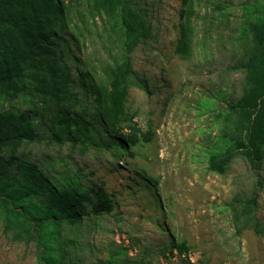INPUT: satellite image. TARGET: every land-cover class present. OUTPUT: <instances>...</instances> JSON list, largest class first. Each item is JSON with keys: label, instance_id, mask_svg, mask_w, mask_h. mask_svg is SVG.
Returning a JSON list of instances; mask_svg holds the SVG:
<instances>
[{"label": "rangeland", "instance_id": "obj_1", "mask_svg": "<svg viewBox=\"0 0 264 264\" xmlns=\"http://www.w3.org/2000/svg\"><path fill=\"white\" fill-rule=\"evenodd\" d=\"M135 1L153 27V36L131 54L150 93L132 86L127 106L137 126L154 130L153 139L132 145V155L106 147L112 141L103 127L95 132L102 147L60 143L49 134L23 144L12 173L32 163L57 185L88 192L103 187L114 210L63 222L61 231L51 225L40 246L13 241L0 218V264H264V231L253 224L239 230L238 219L257 188L253 215L264 228V154L259 169L244 156L223 174L208 169L209 154L231 146L216 114L242 95L246 73L234 68L241 59L236 41L264 0H196L188 59L175 53L182 0ZM211 2L224 8L214 11ZM91 30L83 55L111 61L117 49L100 20ZM28 107L23 98H0V111ZM173 241H185L188 253L172 255Z\"/></svg>", "mask_w": 264, "mask_h": 264}, {"label": "trees", "instance_id": "obj_2", "mask_svg": "<svg viewBox=\"0 0 264 264\" xmlns=\"http://www.w3.org/2000/svg\"><path fill=\"white\" fill-rule=\"evenodd\" d=\"M210 4L214 11L224 8L221 2ZM255 12L236 41L241 59L234 68L246 73L242 95L216 114L231 143L209 154L208 169L220 174L237 156L259 169L264 154V5H256ZM197 14L196 0H182L175 45L182 59L193 53ZM98 20L117 49L109 62L83 55ZM152 36L148 13L135 0H0V98L29 103L19 112L0 111V218L13 241L40 246L51 225L61 231L63 222L77 224L92 213L114 210L113 196L103 187L88 192L60 186L32 163L22 165L21 174L12 173L11 164L23 144L45 134L60 143L102 147L95 132L103 127L112 141L106 147L114 144L121 152L150 142L154 130L137 126L127 100L132 86L150 93L131 54ZM258 195L256 188L244 203L239 230L253 224L258 233L264 231L253 215ZM189 249L185 241H173L170 252L184 255Z\"/></svg>", "mask_w": 264, "mask_h": 264}]
</instances>
